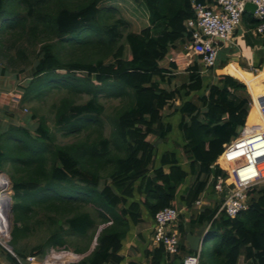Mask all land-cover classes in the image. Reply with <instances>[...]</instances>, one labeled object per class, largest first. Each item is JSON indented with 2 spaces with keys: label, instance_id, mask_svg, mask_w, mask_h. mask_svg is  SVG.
I'll use <instances>...</instances> for the list:
<instances>
[{
  "label": "trees",
  "instance_id": "obj_1",
  "mask_svg": "<svg viewBox=\"0 0 264 264\" xmlns=\"http://www.w3.org/2000/svg\"><path fill=\"white\" fill-rule=\"evenodd\" d=\"M125 6L144 10L146 24L139 30L125 33L131 24L123 17ZM194 15L192 0H0V35H9L13 42L26 39L29 44L20 43L18 58L27 59L30 48L42 43L22 102L31 100L38 82L56 78L50 89L65 86L70 93L92 95L84 103L71 96L60 100L56 105L59 130L66 136L86 129L98 133L96 139L59 144L46 118L37 114L32 115L38 118L37 136L26 127H11L19 133L15 139L22 155L15 160L28 174L12 181L10 244L20 256L52 250L73 253L74 264H119L124 259L123 241L131 225L143 220V208L154 216L162 208L177 207L181 186L194 177L180 196L184 205L193 208L211 176L223 172L215 161L224 144L239 134L256 111L243 81L222 72L207 77L201 73L199 59L187 67L186 79L173 85L177 64L170 62V70L160 62L178 43L187 44L190 33L185 21ZM246 21L252 28L259 22L252 17ZM53 35L58 37L56 42L48 40ZM262 42L254 60V68L261 69L256 77H264ZM67 46L83 55L63 57L59 50ZM108 57L112 59L106 61ZM228 62H220L219 57L211 73ZM243 68L251 70L246 64ZM101 93L125 100L117 109L110 137L102 132ZM177 100L181 103L175 105L174 117H165L163 110ZM149 135L163 141L172 135L179 139L173 149L159 154ZM26 137L32 142H26ZM6 158L7 152L0 149V170ZM40 193L39 199H32ZM250 194L249 209L233 218L224 213L215 218L219 204L206 206L189 224L182 216L181 253L171 264L193 252L186 243V224L190 229L210 224L207 236L214 242L201 249L200 264H264V183ZM38 210L49 218V233L27 249L20 241ZM165 256L162 244L146 250L148 264H164ZM11 262L18 264L12 255Z\"/></svg>",
  "mask_w": 264,
  "mask_h": 264
},
{
  "label": "built area",
  "instance_id": "obj_2",
  "mask_svg": "<svg viewBox=\"0 0 264 264\" xmlns=\"http://www.w3.org/2000/svg\"><path fill=\"white\" fill-rule=\"evenodd\" d=\"M247 2L256 5L252 14L259 21L252 29L256 34L264 35V0H192L195 15L185 21L190 33L185 54L198 57L202 74L218 65L224 45L235 44V32L242 25L245 12H248L245 8ZM246 86L249 89L247 84ZM251 97V106L256 105L252 93ZM15 98L19 100L18 97ZM257 100L259 105L256 120L251 123L247 120L239 134L224 144L223 151L215 161V166L223 171L211 177L219 198L215 218L221 213L233 218L249 209L252 196L250 192L264 183V95ZM12 190L7 174L0 172V245L18 264H74L77 259L71 252L56 251L43 255L28 254L24 257L13 249L10 244L12 230L9 222L14 194ZM194 206L198 208L195 214H199L203 210L204 200L199 198ZM180 213L181 210L177 207L168 206L154 215L153 242L157 246L163 245L167 262L181 253V234L178 231ZM209 228L210 224L205 232ZM200 258L201 248L185 255L181 264H200Z\"/></svg>",
  "mask_w": 264,
  "mask_h": 264
},
{
  "label": "rangeland",
  "instance_id": "obj_3",
  "mask_svg": "<svg viewBox=\"0 0 264 264\" xmlns=\"http://www.w3.org/2000/svg\"><path fill=\"white\" fill-rule=\"evenodd\" d=\"M72 1H78V0H72ZM137 8V7H136ZM126 11L123 12V17H126L130 20V26L127 27L125 33H127L131 29L139 30L144 24H146V14L142 8H138L137 11H134L125 6ZM145 11L146 8L144 7ZM144 13V14H143ZM147 13V12H146ZM120 15L117 14L116 17H119ZM115 17L111 18V21H113ZM256 36H260L264 39V35L260 34H254ZM3 39V44L0 45V88L6 87L9 90L8 91V98L16 103L15 112L20 113L19 116H29L32 117V115L37 114L36 117H45L47 120L48 125L50 126L51 130L55 133V139L56 142L59 144H68L71 142H75L81 139H85V137H88L89 139H96L98 138V133L94 129L89 130H83L81 134L78 135H70L66 136L63 134V130H59V126L56 123V105L59 104L60 100L63 97L71 96L75 99L76 103H84L86 102L92 95L88 92H76V93H70L68 88L63 87H48V85H53L56 78H53V82L49 81H42L37 83L33 88L34 96L31 98V100L22 102V96L24 93L23 88L29 80L31 79L33 67L37 60V52L39 51L42 43H39L34 46H30V50L27 52V59L18 58V47L20 43L22 45H29L26 41V39L18 40L17 42H13L14 39H12L9 35L3 36L0 35ZM249 36V35H248ZM250 37V36H249ZM8 39V40H7ZM50 41L56 42L58 40V37L55 35L48 38ZM14 43V44H13ZM60 51V54L63 57L69 58V56H74L75 54L81 56L83 55L81 51H77L74 49L67 47L62 48ZM230 49H224L225 53H229ZM221 53V51H220ZM247 53V52H246ZM176 56V55H175ZM192 61H195L198 59L196 55L190 56ZM112 58L108 57L106 61H110ZM240 59V58H239ZM229 60V58L227 59ZM245 60V59H244ZM199 61V60H198ZM241 63L243 62V58L240 59ZM200 63V62H199ZM243 64V63H242ZM182 65V64H181ZM219 65V64H218ZM5 69V72L3 71ZM23 69L22 71H20ZM216 69V68H215ZM214 69V70H215ZM229 73H231L230 68L226 69ZM222 72V70H220ZM260 70H254V75L259 74ZM210 69L205 72L204 75H210L215 76V74H218L215 70L214 73H211ZM249 72V71H248ZM250 73V72H249ZM186 73H179L177 74V78L174 80V86L178 83H181L186 79ZM208 77V76H207ZM261 80L264 82V77L259 76ZM254 80V77L251 75L249 78L250 81ZM57 81H62L61 78ZM49 83V84H48ZM56 85V84H54ZM163 86H167L163 84ZM49 88V89H48ZM96 90V88H93ZM248 92L250 93L249 89ZM41 94V96H38V94ZM3 94V93H1ZM251 95V93H250ZM15 97H18L19 100ZM124 98L122 97H114V96H108L105 93L100 94V102L104 105V112L100 115V118L103 120V134L106 137L111 136V132L113 130V121L114 117L117 118V109L120 108V106L124 102ZM177 102H170L169 105L163 110V114L165 117H174L173 110L174 105L178 104ZM258 104V101L256 100V105ZM254 107V106H253ZM258 107V105H257ZM256 111V110H255ZM170 119V118H168ZM38 122V118H37ZM175 124L178 123V121L174 122ZM178 133V132H177ZM19 135L17 131H12L8 129V131L3 132L0 137V149L7 152V166L8 168H5V163L2 166V169L0 172H5L7 176L9 177L12 185V181L20 180L22 178H28V174L22 170V165L20 164V161H16L15 159L18 158L19 155H21V149H19V146H17L18 141H16L15 137ZM33 135L37 136V132H34ZM178 135V134H177ZM177 135H172L168 137V140L163 141L156 135H149L148 139L156 144L158 148V144L160 145H169L178 140ZM27 139V137H26ZM19 140V139H18ZM26 142L31 143V139H27ZM182 151V150H181ZM26 151H23L22 154H25ZM22 156V155H21ZM9 159V160H8ZM8 160V161H7ZM194 180V178H191ZM13 193V190H12ZM14 196V194H13ZM12 196V198H13ZM42 196V194H36L32 199H39V197ZM16 199V198H14ZM13 205V199L12 204ZM38 215L34 216L32 220L30 221V227L28 234L24 236L20 241V246L25 247L27 249H30L34 247L35 245L41 243L44 241V239L47 237L49 233L48 227H50L49 218L45 215V211L38 210ZM9 222L11 225V230L14 226V215L12 212V209L9 210ZM18 225H20L18 223ZM194 227V226H193ZM79 241L82 242L81 239ZM214 242V239L212 237H209L208 243L205 245V248L208 249L212 243ZM74 246H72L73 248ZM50 249V248H48ZM56 251L48 250L46 253H53ZM44 253V254H46ZM0 264H11L10 262L5 261L4 255L0 253Z\"/></svg>",
  "mask_w": 264,
  "mask_h": 264
},
{
  "label": "crops",
  "instance_id": "obj_4",
  "mask_svg": "<svg viewBox=\"0 0 264 264\" xmlns=\"http://www.w3.org/2000/svg\"><path fill=\"white\" fill-rule=\"evenodd\" d=\"M248 13H250V15H246V14L244 15V20L242 25L235 32L234 35L235 44L233 46L224 45V47L221 50L220 62L228 58H229V62L224 67L217 68L216 72L218 74H221L220 70H222V73L233 75L234 77L246 83L249 87L250 92L257 100L258 97L264 95V82L261 80V78L256 77L253 74L254 70L257 69L254 68V60L256 54L258 53V50H262L263 48V42H262L263 38L254 35L255 34L254 30L249 25L248 21H246L248 17L254 18V16L252 12L248 11ZM226 48L230 49L231 51L229 53H225L224 49ZM185 52H186V44L182 46L180 43H178V48H173L169 52V54L165 57V59H163L160 63L163 67L171 70L170 62H175L177 64V69H173L174 70L173 73L187 74L186 72L187 67L192 65L194 61H192L189 56H186ZM239 58L240 59L243 58V62H242L243 64L241 63ZM245 64L251 70H247L243 68V65ZM227 68H230L231 73H229L226 70ZM0 72L2 73V71ZM251 75L254 77V80L250 81L251 83H249V78ZM5 90H9V89L6 87L0 88V137L3 132L8 131V129L11 130L12 129L11 127H18V126L26 127L32 133L36 132V129L39 125V123L37 122V118L29 117V116H19L20 113L15 112L16 103L12 102L8 98V91ZM177 101H179V103L175 105H179L181 103L180 100ZM257 105H259V102ZM173 148H174L173 143L170 144V146L168 144L167 145L158 144L159 154H161L165 150H169ZM186 163H188L187 159H186ZM5 168H8L7 162L5 163ZM211 179L212 178H210L209 184L207 185L206 189L199 197L204 200L203 209L206 206L214 207L216 204L219 203V198L215 192L214 185L213 182H211L212 181ZM193 181H194L193 179L187 178L185 184L181 186L179 194L177 195V199H176V201L178 202L177 208L181 210L178 224L179 221L182 219L181 218L182 216L184 217V221L186 223L188 222L189 224L191 218L196 217L197 215L195 214L196 210L198 209L196 208L197 206H193V208H188L186 205L182 203L180 199V196L182 194H185V191ZM142 217L143 220L140 223L136 225H131V228L129 229L127 236L123 241V248L120 253L124 257V259L119 264H148V258H146V250L147 249L152 250L157 246L153 242L154 216L151 215L145 208H143ZM188 224L186 225L189 227ZM200 228L201 227L194 226V228L192 229L189 228V231L196 234L200 230ZM186 243L188 244L187 240ZM0 253L4 255L5 261L13 264L11 262V254L7 250H5L1 245H0ZM185 255L186 254H184L181 258H183ZM178 262L174 264H181V261ZM164 264H171V262H167L165 260Z\"/></svg>",
  "mask_w": 264,
  "mask_h": 264
},
{
  "label": "water",
  "instance_id": "obj_5",
  "mask_svg": "<svg viewBox=\"0 0 264 264\" xmlns=\"http://www.w3.org/2000/svg\"><path fill=\"white\" fill-rule=\"evenodd\" d=\"M245 8L247 11L254 13L256 9V5L252 2H247ZM205 229H206V225H202L200 230L196 234H194L193 232L189 231V227L186 225L185 238L192 251H197L199 248L202 249L208 243L209 238L207 236V232H205Z\"/></svg>",
  "mask_w": 264,
  "mask_h": 264
},
{
  "label": "bare ground",
  "instance_id": "obj_6",
  "mask_svg": "<svg viewBox=\"0 0 264 264\" xmlns=\"http://www.w3.org/2000/svg\"><path fill=\"white\" fill-rule=\"evenodd\" d=\"M261 72V71H260ZM259 72V73H260ZM254 107H255V110H256V114H257V105H253ZM256 114L253 116V117H251V118H249V122L251 123V122H254L255 120H256ZM3 182H4V180H3Z\"/></svg>",
  "mask_w": 264,
  "mask_h": 264
}]
</instances>
